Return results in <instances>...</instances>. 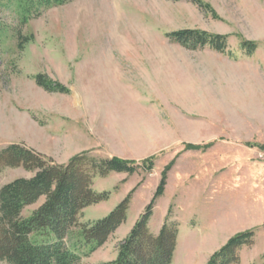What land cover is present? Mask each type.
I'll return each mask as SVG.
<instances>
[{"label":"rangeland","instance_id":"rangeland-1","mask_svg":"<svg viewBox=\"0 0 264 264\" xmlns=\"http://www.w3.org/2000/svg\"><path fill=\"white\" fill-rule=\"evenodd\" d=\"M202 2L217 18L185 0H73L22 25L17 4L0 0V151L22 144L59 164L84 151L134 161L155 156L151 172L95 181L97 192L111 196L86 208L81 222L103 219L130 194L133 200L126 224L89 256L82 248L79 264L116 260L173 160L150 229L168 221L185 232L199 224L227 242L253 231L240 264H264V0ZM187 29L228 35L227 52L190 50L167 37ZM24 38L31 40L20 50ZM242 40L255 42V53ZM37 74L70 92L44 91ZM211 142L205 151L185 150ZM33 176L4 168L0 190ZM69 239L78 241L77 231Z\"/></svg>","mask_w":264,"mask_h":264},{"label":"trees","instance_id":"trees-1","mask_svg":"<svg viewBox=\"0 0 264 264\" xmlns=\"http://www.w3.org/2000/svg\"><path fill=\"white\" fill-rule=\"evenodd\" d=\"M17 4L22 25L38 18L52 7L63 6L73 0H6ZM182 1V0H178ZM192 2L213 18L216 12L202 0ZM167 37L187 49L209 47L225 54L228 35L211 34L200 30H181ZM31 38L19 41L22 50ZM241 48L252 55L257 44L242 40ZM36 84L48 93L68 94L64 85L50 80L44 74L34 77ZM215 142L205 145L185 144V150H208ZM254 147V145H249ZM264 150V146L259 147ZM155 156L141 161L118 157L97 158L84 151L67 163L59 164L52 158L40 154L22 144H12L0 151V172L4 168H23L34 173L32 178H19L0 190V262L8 264H79V252L89 247V256L102 246L127 221L131 194L108 216L93 222H81L84 210L90 206L107 202L108 191L94 190L96 178H106L111 173L132 176L139 171L151 172ZM175 161L169 163L161 174V181L154 197L139 217L128 237L119 246L116 260L109 264H172L177 246L178 224L166 221L158 234L151 232L149 221L156 201L164 195L168 173ZM44 198V203L30 216L24 211ZM170 212V210H169ZM78 233V241L71 242L70 236ZM254 232L246 231L233 236L216 251L207 264H240L239 252L252 246ZM71 242V243H70Z\"/></svg>","mask_w":264,"mask_h":264},{"label":"crops","instance_id":"crops-1","mask_svg":"<svg viewBox=\"0 0 264 264\" xmlns=\"http://www.w3.org/2000/svg\"><path fill=\"white\" fill-rule=\"evenodd\" d=\"M119 82L120 81H118V84H119ZM120 83L122 84L124 82H120ZM118 174H120V173H118ZM120 175H124V174H120ZM119 178H120V176H119ZM97 179L98 178H96L94 180L93 188L95 187V181ZM103 179H105V178H103ZM120 180H122V179H120ZM128 212H129V210H128ZM127 220H128V217H127ZM126 222L121 227H123L126 224ZM150 223H151V219L149 221V226H150ZM187 226H188V227H186L187 230H185V232H182L181 228L183 226L180 223H178L179 232H178V236H177V246L175 249L172 264H206V263H208L210 257L213 255V253H215L218 249H220L227 242L226 241L227 239H225V238L222 239V241L218 240V239H220V235L217 234L218 233L217 231H214L212 229H209V230L206 229L204 231L201 229V226H199V224H194V225L188 224ZM151 232L154 233V231H152V230H151ZM157 232L159 233V231H157ZM157 232L154 234H158ZM182 235H184V240H182V243H181ZM185 239H186V241H185ZM210 243H213V244L208 246ZM211 247H214V249L212 251H209V248H211Z\"/></svg>","mask_w":264,"mask_h":264}]
</instances>
